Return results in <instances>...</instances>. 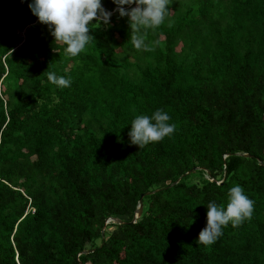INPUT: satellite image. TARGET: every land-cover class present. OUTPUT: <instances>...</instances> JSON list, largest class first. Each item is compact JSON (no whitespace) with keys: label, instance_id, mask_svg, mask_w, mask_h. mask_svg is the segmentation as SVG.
Instances as JSON below:
<instances>
[{"label":"trees","instance_id":"1","mask_svg":"<svg viewBox=\"0 0 264 264\" xmlns=\"http://www.w3.org/2000/svg\"><path fill=\"white\" fill-rule=\"evenodd\" d=\"M30 2L0 0V264H264V0H172L151 51L102 0L76 57ZM157 109L175 131L139 149L131 122ZM235 185L251 220L197 242Z\"/></svg>","mask_w":264,"mask_h":264},{"label":"clouds","instance_id":"2","mask_svg":"<svg viewBox=\"0 0 264 264\" xmlns=\"http://www.w3.org/2000/svg\"><path fill=\"white\" fill-rule=\"evenodd\" d=\"M112 2L116 5L113 11L118 12L120 17L128 18L130 41L133 46L137 50H153L152 43L147 41V32L165 23L170 15L172 0H112ZM28 7L38 21L48 27L54 41L66 46L64 51L70 57L83 53L86 47L95 41L91 34L93 22L98 24L102 22L107 26L113 14L104 8L102 0H31ZM47 78L49 82L61 88L70 87L72 83L71 77L58 76L51 71L47 73ZM170 120V115L163 109H157L150 116L137 115L132 120L128 133L130 143L141 149L149 143L162 141L175 131L176 125L170 123ZM254 203L240 185L228 190L226 206L217 205L213 201L208 202L206 226L199 232L197 242L206 246L211 245L223 234L224 227L229 224L234 228L239 227L244 221L251 220Z\"/></svg>","mask_w":264,"mask_h":264},{"label":"water","instance_id":"3","mask_svg":"<svg viewBox=\"0 0 264 264\" xmlns=\"http://www.w3.org/2000/svg\"><path fill=\"white\" fill-rule=\"evenodd\" d=\"M243 155L244 156H248V154H246V153H243ZM194 168L195 167H192V168H190V170H192ZM190 170L186 171L184 174L188 173ZM218 183H220V181ZM148 193L149 192H144V193H141L139 195V197H138V203H137V206H136V209H135V213L133 215V218L130 220V223H132L134 221V218H137L140 215L141 209H142L141 198H142L143 195L148 194ZM108 220H111V221H114V222H122V221H120V219H118L116 217H109V218H107L105 220V222H107ZM122 223H124V222H122Z\"/></svg>","mask_w":264,"mask_h":264},{"label":"built area","instance_id":"4","mask_svg":"<svg viewBox=\"0 0 264 264\" xmlns=\"http://www.w3.org/2000/svg\"><path fill=\"white\" fill-rule=\"evenodd\" d=\"M17 34H18V36H20L21 38H23V36H24V34H23V30L18 31Z\"/></svg>","mask_w":264,"mask_h":264}]
</instances>
